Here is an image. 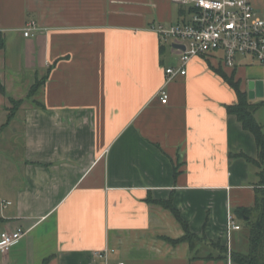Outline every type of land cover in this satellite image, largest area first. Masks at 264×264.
Listing matches in <instances>:
<instances>
[{
	"label": "crops",
	"instance_id": "1",
	"mask_svg": "<svg viewBox=\"0 0 264 264\" xmlns=\"http://www.w3.org/2000/svg\"><path fill=\"white\" fill-rule=\"evenodd\" d=\"M252 2L264 17V0ZM189 19L173 0H0V136L16 127L22 137L20 160L0 158V234L26 230L0 264H236L231 252L248 250L236 210L255 205L264 166L240 155L257 159L259 148L228 113L238 97L216 69L240 81L264 127V96H249L264 65L197 56L163 103L165 68L180 54L152 26ZM31 22L39 28L25 36ZM9 96L23 100L19 125H4ZM170 199L191 231L228 247L225 257L199 245L212 257L194 259L188 242L166 239L185 235L157 203Z\"/></svg>",
	"mask_w": 264,
	"mask_h": 264
},
{
	"label": "built area",
	"instance_id": "2",
	"mask_svg": "<svg viewBox=\"0 0 264 264\" xmlns=\"http://www.w3.org/2000/svg\"><path fill=\"white\" fill-rule=\"evenodd\" d=\"M190 9L188 22L171 25L155 24V31L162 44L172 43L184 46L179 50L178 66L165 68L166 82L159 90V97L167 103L169 94L166 84L179 75H186L188 64L197 56L212 52H224L223 63L234 67L238 56L252 55L264 65V17L252 0H173ZM39 27L31 22L24 30L25 36ZM5 202V205L11 204ZM229 229H239L233 215L229 217ZM26 230L22 226L5 229L0 234V250L9 249L19 241ZM109 249L96 252L98 257L107 258ZM119 264H126L121 261Z\"/></svg>",
	"mask_w": 264,
	"mask_h": 264
},
{
	"label": "trees",
	"instance_id": "3",
	"mask_svg": "<svg viewBox=\"0 0 264 264\" xmlns=\"http://www.w3.org/2000/svg\"><path fill=\"white\" fill-rule=\"evenodd\" d=\"M0 42V47L2 46ZM217 73L223 77V79L233 88L238 97V102L235 104H229L226 106L228 113L235 114L238 120L242 123L243 127L252 132L255 136L259 155L257 159H254L246 154H240L247 158L249 161L257 163L259 166H264V127L256 120L255 111L259 107V104L252 103L246 92L242 91L240 81L235 79L234 75L229 76L222 69L217 68ZM40 82H37L28 97H32L34 90L38 87ZM0 91L4 95H8L2 82L0 81ZM10 101L13 104V108L9 110L8 120L4 124H8L11 118L15 116L17 107L23 100H16L12 96H9ZM261 186L257 188V196L255 205L252 208H238L236 211L239 216L245 218L246 226L248 228V241L249 248L247 251H235L231 252L232 261L236 264H264V167L261 171ZM153 202H157L153 200ZM157 203L169 208L179 223L182 225L185 235L178 239L168 238L166 239L174 244L180 242H188L191 251H195L193 258H211L212 254L202 256L197 248L199 243H206L211 247L220 251V256L225 257L229 252L228 247L224 246L221 242L213 241L205 234H196L191 231L189 223L185 220L179 210L175 207L172 199L168 201H158ZM48 260V259H47ZM46 260V261H47Z\"/></svg>",
	"mask_w": 264,
	"mask_h": 264
},
{
	"label": "rangeland",
	"instance_id": "4",
	"mask_svg": "<svg viewBox=\"0 0 264 264\" xmlns=\"http://www.w3.org/2000/svg\"><path fill=\"white\" fill-rule=\"evenodd\" d=\"M34 96V95H33ZM32 96V97H33ZM30 97V99H32ZM21 100V99H20ZM22 105L20 103L17 107V109ZM20 114L17 113L14 117L13 124L19 125V119ZM4 116L0 115V121H3ZM16 127H8L5 131H3L2 135L0 136V158H9L10 160H20L21 156V146H22V137L20 132L15 131ZM0 172L4 173V170L0 169ZM0 178H2V175L0 174ZM4 191V187L2 186V183L0 181V193ZM199 245L210 247L212 250H217L210 245L206 243H199L197 245V248ZM229 250V249H228Z\"/></svg>",
	"mask_w": 264,
	"mask_h": 264
},
{
	"label": "water",
	"instance_id": "5",
	"mask_svg": "<svg viewBox=\"0 0 264 264\" xmlns=\"http://www.w3.org/2000/svg\"><path fill=\"white\" fill-rule=\"evenodd\" d=\"M177 48H184L182 45L175 44ZM249 96L255 98V96H264V83L261 80H251L249 82Z\"/></svg>",
	"mask_w": 264,
	"mask_h": 264
}]
</instances>
